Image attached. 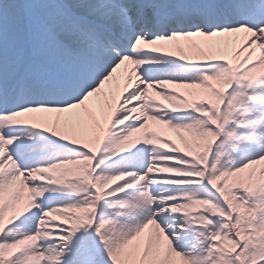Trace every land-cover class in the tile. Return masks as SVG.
<instances>
[{
  "label": "snow or ice",
  "instance_id": "obj_1",
  "mask_svg": "<svg viewBox=\"0 0 264 264\" xmlns=\"http://www.w3.org/2000/svg\"><path fill=\"white\" fill-rule=\"evenodd\" d=\"M0 264H264V0H0Z\"/></svg>",
  "mask_w": 264,
  "mask_h": 264
},
{
  "label": "rangeland",
  "instance_id": "obj_2",
  "mask_svg": "<svg viewBox=\"0 0 264 264\" xmlns=\"http://www.w3.org/2000/svg\"><path fill=\"white\" fill-rule=\"evenodd\" d=\"M175 139V137H173Z\"/></svg>",
  "mask_w": 264,
  "mask_h": 264
}]
</instances>
